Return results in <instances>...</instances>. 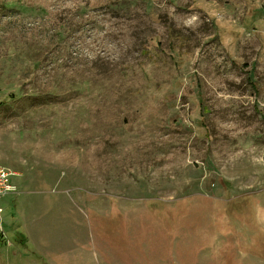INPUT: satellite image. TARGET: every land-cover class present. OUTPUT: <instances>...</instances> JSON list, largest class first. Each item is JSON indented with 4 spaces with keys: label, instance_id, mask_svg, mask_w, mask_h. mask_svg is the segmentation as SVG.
I'll list each match as a JSON object with an SVG mask.
<instances>
[{
    "label": "rangeland",
    "instance_id": "374dc122",
    "mask_svg": "<svg viewBox=\"0 0 264 264\" xmlns=\"http://www.w3.org/2000/svg\"><path fill=\"white\" fill-rule=\"evenodd\" d=\"M0 167V264H264V0H0Z\"/></svg>",
    "mask_w": 264,
    "mask_h": 264
},
{
    "label": "built area",
    "instance_id": "2783aa9c",
    "mask_svg": "<svg viewBox=\"0 0 264 264\" xmlns=\"http://www.w3.org/2000/svg\"><path fill=\"white\" fill-rule=\"evenodd\" d=\"M12 191L16 190L11 182L10 172L0 167V197ZM0 212H2V208H0Z\"/></svg>",
    "mask_w": 264,
    "mask_h": 264
},
{
    "label": "trees",
    "instance_id": "16d2710c",
    "mask_svg": "<svg viewBox=\"0 0 264 264\" xmlns=\"http://www.w3.org/2000/svg\"><path fill=\"white\" fill-rule=\"evenodd\" d=\"M22 234V233H21ZM1 236V235H0Z\"/></svg>",
    "mask_w": 264,
    "mask_h": 264
}]
</instances>
